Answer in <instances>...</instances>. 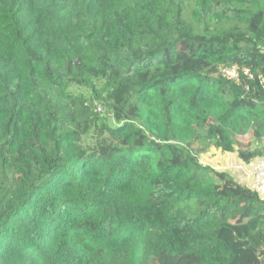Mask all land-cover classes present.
<instances>
[{"label":"trees","instance_id":"obj_1","mask_svg":"<svg viewBox=\"0 0 264 264\" xmlns=\"http://www.w3.org/2000/svg\"><path fill=\"white\" fill-rule=\"evenodd\" d=\"M259 73L264 0H0V264H264Z\"/></svg>","mask_w":264,"mask_h":264},{"label":"rangeland","instance_id":"obj_2","mask_svg":"<svg viewBox=\"0 0 264 264\" xmlns=\"http://www.w3.org/2000/svg\"><path fill=\"white\" fill-rule=\"evenodd\" d=\"M73 89L84 92L90 97L92 96V91L89 90L88 88L74 86ZM97 111L101 113V116L103 118H106L107 123L109 125L114 126L116 124L112 114H110V112L104 105L103 107L98 106ZM97 137L98 136L96 135V133H90L89 135L84 137V143L94 144L97 140ZM250 142L252 143V147L261 146L260 144L255 142V140H253V137H251L250 135H239L237 148L245 147ZM197 144L200 147L202 146V144L200 143ZM239 158L240 157L238 156L237 151L225 152L213 145H210L209 148H207L206 150L200 153V159L203 163L211 165L217 170L227 171L239 182L248 185V183L245 180H243V177L233 168V164L240 161ZM247 264H251V263L248 262Z\"/></svg>","mask_w":264,"mask_h":264},{"label":"built area","instance_id":"obj_3","mask_svg":"<svg viewBox=\"0 0 264 264\" xmlns=\"http://www.w3.org/2000/svg\"><path fill=\"white\" fill-rule=\"evenodd\" d=\"M244 73L253 78L254 74L248 68L243 69ZM222 72L230 79L239 81L240 68L237 65L222 68ZM260 84L264 87V74L259 73ZM100 109V108H99ZM233 168L248 183V186L258 193L259 197L264 200V156L254 158L250 162L240 160L233 164Z\"/></svg>","mask_w":264,"mask_h":264},{"label":"crops","instance_id":"obj_4","mask_svg":"<svg viewBox=\"0 0 264 264\" xmlns=\"http://www.w3.org/2000/svg\"><path fill=\"white\" fill-rule=\"evenodd\" d=\"M239 160H242V159L239 158Z\"/></svg>","mask_w":264,"mask_h":264}]
</instances>
